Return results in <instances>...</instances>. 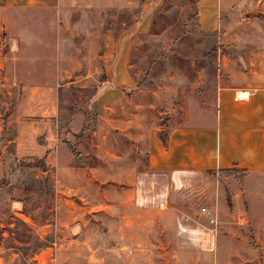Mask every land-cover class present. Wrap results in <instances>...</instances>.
Here are the masks:
<instances>
[{
    "label": "rangeland",
    "instance_id": "rangeland-1",
    "mask_svg": "<svg viewBox=\"0 0 264 264\" xmlns=\"http://www.w3.org/2000/svg\"><path fill=\"white\" fill-rule=\"evenodd\" d=\"M197 1L0 0V264H264V174L147 166L145 131L248 45L201 31ZM122 55L134 82L99 115Z\"/></svg>",
    "mask_w": 264,
    "mask_h": 264
},
{
    "label": "crops",
    "instance_id": "crops-1",
    "mask_svg": "<svg viewBox=\"0 0 264 264\" xmlns=\"http://www.w3.org/2000/svg\"><path fill=\"white\" fill-rule=\"evenodd\" d=\"M3 1L9 7L27 10L42 9L50 3V0ZM245 1H197L196 16L201 31L233 33L227 37L235 45H248L240 57L222 58L227 82L218 81L200 96L190 90L183 94L178 104L180 115L167 133L166 145L159 127L151 126L145 131L149 169L168 172L236 169L249 173L250 177L264 174V11L257 0L252 8L241 9L242 16L236 22L227 19ZM238 26L250 28V34L239 35ZM116 78L114 86L97 94L99 115L113 109L116 99L123 97L126 87L134 82L124 55L117 61ZM41 109L42 115H53V107L43 104ZM18 145L17 149L22 148ZM45 147L46 151L51 150L50 146ZM54 153L57 155V150L49 152V156Z\"/></svg>",
    "mask_w": 264,
    "mask_h": 264
},
{
    "label": "trees",
    "instance_id": "trees-1",
    "mask_svg": "<svg viewBox=\"0 0 264 264\" xmlns=\"http://www.w3.org/2000/svg\"><path fill=\"white\" fill-rule=\"evenodd\" d=\"M160 137H161L163 143L166 145L167 141H168L167 133H160ZM206 171H208V172H217V171L234 172V171H237V170H234V169H223V170H206Z\"/></svg>",
    "mask_w": 264,
    "mask_h": 264
},
{
    "label": "built area",
    "instance_id": "built-area-1",
    "mask_svg": "<svg viewBox=\"0 0 264 264\" xmlns=\"http://www.w3.org/2000/svg\"><path fill=\"white\" fill-rule=\"evenodd\" d=\"M181 171H185V170H181ZM177 172H179V171H177ZM205 210V209H204Z\"/></svg>",
    "mask_w": 264,
    "mask_h": 264
},
{
    "label": "water",
    "instance_id": "water-1",
    "mask_svg": "<svg viewBox=\"0 0 264 264\" xmlns=\"http://www.w3.org/2000/svg\"><path fill=\"white\" fill-rule=\"evenodd\" d=\"M247 15H251V13H248Z\"/></svg>",
    "mask_w": 264,
    "mask_h": 264
}]
</instances>
